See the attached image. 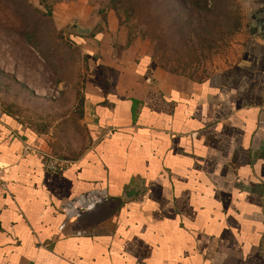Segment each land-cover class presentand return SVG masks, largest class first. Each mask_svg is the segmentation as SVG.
I'll use <instances>...</instances> for the list:
<instances>
[{
  "label": "crops",
  "instance_id": "obj_1",
  "mask_svg": "<svg viewBox=\"0 0 264 264\" xmlns=\"http://www.w3.org/2000/svg\"><path fill=\"white\" fill-rule=\"evenodd\" d=\"M247 11L239 59L203 79L100 38L77 151L0 110V264H264V3ZM95 188L110 200L66 222Z\"/></svg>",
  "mask_w": 264,
  "mask_h": 264
},
{
  "label": "rangeland",
  "instance_id": "obj_2",
  "mask_svg": "<svg viewBox=\"0 0 264 264\" xmlns=\"http://www.w3.org/2000/svg\"><path fill=\"white\" fill-rule=\"evenodd\" d=\"M116 1L47 0L50 12L40 0H0V110L67 136L63 145L77 151L84 137L82 89L100 38L111 35L114 46L127 38L126 48L150 55L161 69L203 79L239 59L248 5L264 3ZM77 26L92 31L81 34Z\"/></svg>",
  "mask_w": 264,
  "mask_h": 264
},
{
  "label": "built area",
  "instance_id": "obj_3",
  "mask_svg": "<svg viewBox=\"0 0 264 264\" xmlns=\"http://www.w3.org/2000/svg\"><path fill=\"white\" fill-rule=\"evenodd\" d=\"M61 159L49 155L47 160L48 169L55 171L62 164ZM110 200V193L106 188H95L82 192L68 201L63 208L66 222L78 220L84 213L96 209L99 205Z\"/></svg>",
  "mask_w": 264,
  "mask_h": 264
},
{
  "label": "trees",
  "instance_id": "obj_4",
  "mask_svg": "<svg viewBox=\"0 0 264 264\" xmlns=\"http://www.w3.org/2000/svg\"><path fill=\"white\" fill-rule=\"evenodd\" d=\"M113 1H115L114 3H116V4L119 3V2L116 1V0H113ZM193 1H195V2H197V3L199 4V3H201V2L204 1V0H193ZM40 3H41L42 5H44V7H46V8L51 12L52 9H51V7L49 6L47 0H40ZM116 4H115L114 6H116ZM116 9H117V7H116ZM48 13H49V12H48ZM13 114H15V113H13Z\"/></svg>",
  "mask_w": 264,
  "mask_h": 264
},
{
  "label": "water",
  "instance_id": "obj_5",
  "mask_svg": "<svg viewBox=\"0 0 264 264\" xmlns=\"http://www.w3.org/2000/svg\"><path fill=\"white\" fill-rule=\"evenodd\" d=\"M77 31L80 32L81 34H90L92 29L89 27L82 28L81 26H77Z\"/></svg>",
  "mask_w": 264,
  "mask_h": 264
}]
</instances>
